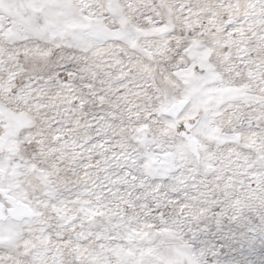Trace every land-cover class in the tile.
<instances>
[{
  "label": "snow or ice",
  "instance_id": "6c2138e0",
  "mask_svg": "<svg viewBox=\"0 0 264 264\" xmlns=\"http://www.w3.org/2000/svg\"><path fill=\"white\" fill-rule=\"evenodd\" d=\"M0 264H264V0H0Z\"/></svg>",
  "mask_w": 264,
  "mask_h": 264
}]
</instances>
